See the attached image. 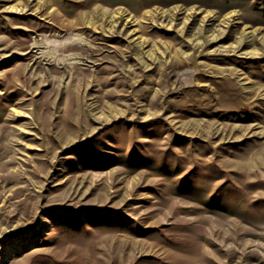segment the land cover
Masks as SVG:
<instances>
[{"label": "rangeland", "instance_id": "374dc122", "mask_svg": "<svg viewBox=\"0 0 264 264\" xmlns=\"http://www.w3.org/2000/svg\"><path fill=\"white\" fill-rule=\"evenodd\" d=\"M0 264H264V0H0Z\"/></svg>", "mask_w": 264, "mask_h": 264}, {"label": "bare ground", "instance_id": "6f19581e", "mask_svg": "<svg viewBox=\"0 0 264 264\" xmlns=\"http://www.w3.org/2000/svg\"><path fill=\"white\" fill-rule=\"evenodd\" d=\"M71 36L73 35V34H70ZM68 37L67 36V38L66 39H64V41H61V43H62V45L66 48V47H69V46H77L78 44H80V39H79V37ZM44 43V41H42V42H39L38 43V45H36V47H41L42 45L41 44H43ZM37 44V43H36ZM83 45V44H82ZM82 45H78V46H82ZM34 46H35V44H34ZM33 46V47H34ZM45 55V54H44ZM66 57V56H65ZM68 57V56H67ZM63 60V59H62ZM66 60V59H65ZM58 62H59V60H58ZM60 63H65V61H63V62H60ZM69 65V64H68ZM101 118V117H100ZM99 118V119H100Z\"/></svg>", "mask_w": 264, "mask_h": 264}]
</instances>
